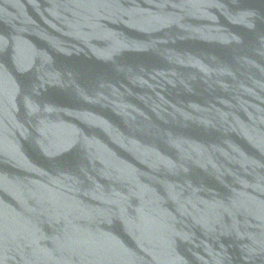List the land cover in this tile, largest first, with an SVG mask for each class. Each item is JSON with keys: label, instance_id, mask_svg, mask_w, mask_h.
I'll use <instances>...</instances> for the list:
<instances>
[{"label": "water", "instance_id": "1", "mask_svg": "<svg viewBox=\"0 0 264 264\" xmlns=\"http://www.w3.org/2000/svg\"><path fill=\"white\" fill-rule=\"evenodd\" d=\"M0 264H264V0H0Z\"/></svg>", "mask_w": 264, "mask_h": 264}]
</instances>
